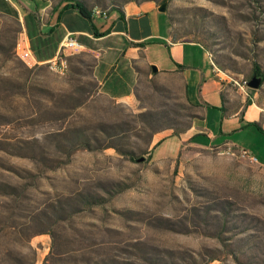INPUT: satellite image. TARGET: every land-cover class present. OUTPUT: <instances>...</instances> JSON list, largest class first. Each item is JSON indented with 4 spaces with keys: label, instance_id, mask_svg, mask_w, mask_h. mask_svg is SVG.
I'll use <instances>...</instances> for the list:
<instances>
[{
    "label": "rangeland",
    "instance_id": "1",
    "mask_svg": "<svg viewBox=\"0 0 264 264\" xmlns=\"http://www.w3.org/2000/svg\"><path fill=\"white\" fill-rule=\"evenodd\" d=\"M127 1L84 0L107 13ZM155 1L171 37L199 43L220 71L264 75V0ZM19 29L0 15V264H264V132L224 120L220 141L254 143L257 161L200 146L201 111L178 77L147 69L134 100L116 103L90 55L65 74L31 65ZM256 77L245 97L264 108Z\"/></svg>",
    "mask_w": 264,
    "mask_h": 264
},
{
    "label": "crops",
    "instance_id": "2",
    "mask_svg": "<svg viewBox=\"0 0 264 264\" xmlns=\"http://www.w3.org/2000/svg\"><path fill=\"white\" fill-rule=\"evenodd\" d=\"M72 3L70 0H0V15L14 18L20 26L18 43L22 53L19 54L29 64L49 66L63 55L68 65L72 57L90 55L92 78L99 93L116 103L134 100L138 77L147 69L151 72L149 77L160 74L178 77L187 101L201 111L202 131L193 136L194 141L203 147L244 149L255 158L254 143L245 142L241 146L220 140L226 134V118L240 117L242 129L252 127L246 126L249 122H257L264 132V108L256 93L247 99L245 91L219 77L213 71L209 53L199 43L172 40L168 22L165 24L160 18L165 13L150 2H130L122 7L123 16L116 11L99 10L106 15L101 17L88 9V20L79 17L77 9L65 8ZM97 18L102 22L98 24ZM163 26L167 28L166 35ZM68 38L80 47L63 54L61 45ZM151 66L157 68L156 73H152ZM247 101L249 104L245 105ZM198 137L204 139L198 141Z\"/></svg>",
    "mask_w": 264,
    "mask_h": 264
},
{
    "label": "built area",
    "instance_id": "3",
    "mask_svg": "<svg viewBox=\"0 0 264 264\" xmlns=\"http://www.w3.org/2000/svg\"><path fill=\"white\" fill-rule=\"evenodd\" d=\"M92 14L97 15V16H101V17L106 16L105 14H100L98 8H94L92 10ZM79 47L80 46L77 44V42L75 40L68 38L67 40L62 42L61 52L64 54V52L66 50L78 49ZM49 67L52 71H55L56 73L65 74L68 71V65H67V62H66L63 55L62 56L60 55L56 60L50 62ZM212 68H213V71L216 74H218L219 77H221V78L223 77V79L225 81H228L231 85H233L237 89H239L243 92L246 89H249V87H248L249 80L243 79V78H241V79L231 78L228 75H226L224 72L220 71L215 65H212ZM241 153L243 155H249L252 160L256 161V159L254 157H252L246 150L241 149Z\"/></svg>",
    "mask_w": 264,
    "mask_h": 264
},
{
    "label": "trees",
    "instance_id": "4",
    "mask_svg": "<svg viewBox=\"0 0 264 264\" xmlns=\"http://www.w3.org/2000/svg\"><path fill=\"white\" fill-rule=\"evenodd\" d=\"M70 1H72L73 3H72V4H69V5L67 4V5L65 6V8H71V9H73V10L77 9V10H78V16H79V17H82V18H84V19H88V20H89V17H88V14H89L88 9H89V8L87 7V5H86V3L84 2V0H70ZM130 2L137 3L136 0H129V1L125 2V4L130 3ZM144 2H155V3H156L155 0H144ZM125 4H124V5H125ZM124 5H123V6H124ZM123 6H122V7H123ZM122 7L114 6L113 9H112V11H116V12L120 13L121 16H123L124 14H123V11H122ZM91 12H92V9H91ZM93 30H94V29H92V32H94ZM95 33H96V32H95ZM96 35H102V34H98V33H96ZM169 35H170V37H171L170 32H169ZM171 39L174 40V41H177L174 37H171ZM203 48H204V47H203ZM253 74H254L255 76H262V77L264 78V75H262V74L260 73V68H259V66H258L257 64H254V67H253ZM221 98H222V101H224L223 95H221ZM248 104H249V101H247L245 105H248ZM246 126H252V127H255L257 131H259L260 133H263V130H262L261 126H260L259 123H257V122H249V123L246 124ZM193 138H194V137H193ZM193 138H192V139H193Z\"/></svg>",
    "mask_w": 264,
    "mask_h": 264
},
{
    "label": "water",
    "instance_id": "5",
    "mask_svg": "<svg viewBox=\"0 0 264 264\" xmlns=\"http://www.w3.org/2000/svg\"><path fill=\"white\" fill-rule=\"evenodd\" d=\"M158 11L161 13H165L166 12V3H162L161 5H159ZM151 71H152V73H156L157 68L155 66H151ZM259 86H260V79L257 78L256 76H253L248 82L249 89L257 90L259 88ZM142 159L143 158H140L138 160V162L142 161Z\"/></svg>",
    "mask_w": 264,
    "mask_h": 264
},
{
    "label": "bare ground",
    "instance_id": "6",
    "mask_svg": "<svg viewBox=\"0 0 264 264\" xmlns=\"http://www.w3.org/2000/svg\"><path fill=\"white\" fill-rule=\"evenodd\" d=\"M101 12V11H100ZM101 14V13H100ZM214 65V64H213ZM241 151V150H240Z\"/></svg>",
    "mask_w": 264,
    "mask_h": 264
}]
</instances>
